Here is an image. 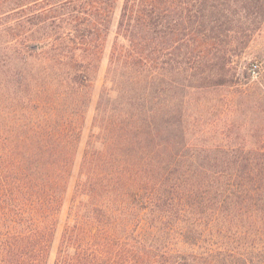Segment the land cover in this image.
<instances>
[{
	"label": "trees",
	"instance_id": "1",
	"mask_svg": "<svg viewBox=\"0 0 264 264\" xmlns=\"http://www.w3.org/2000/svg\"><path fill=\"white\" fill-rule=\"evenodd\" d=\"M263 20L264 0H0V264H264V96L230 89Z\"/></svg>",
	"mask_w": 264,
	"mask_h": 264
},
{
	"label": "rangeland",
	"instance_id": "2",
	"mask_svg": "<svg viewBox=\"0 0 264 264\" xmlns=\"http://www.w3.org/2000/svg\"><path fill=\"white\" fill-rule=\"evenodd\" d=\"M250 17V16H249ZM240 51L239 54L234 56L233 60L237 67V80L233 87L230 89L232 91H237L238 89L249 90L250 95L254 101L261 99L264 96V20L261 23H253L247 30L246 35L241 32L237 33ZM101 80L97 82L96 90L94 91L93 102L91 104L90 110L86 118V125L82 131L81 139L78 144L76 160L74 163V173H76L81 158V154L84 148L85 141L89 133V125L91 121V116L93 112V107L96 99V91L100 85ZM221 92L230 93L229 88H222ZM228 89V90H227ZM232 94L228 96V103L225 111L222 113L223 118H233L241 122L242 135L244 136L247 144L250 146L254 140L253 133L250 132V123L252 117L249 116L251 109V104L245 102L240 97H238L237 92L232 99ZM263 99V98H262ZM252 103V101H251ZM232 115V116H231ZM73 183V180L71 184ZM71 191V190H70ZM70 191L67 196V201L70 197ZM66 213V209L61 213V222L58 226V233L62 227L63 219ZM57 233V237H58ZM57 240V238H56ZM56 245V241L54 246Z\"/></svg>",
	"mask_w": 264,
	"mask_h": 264
}]
</instances>
